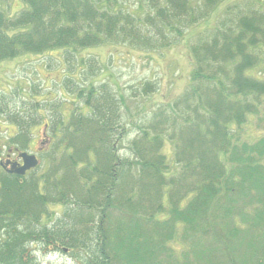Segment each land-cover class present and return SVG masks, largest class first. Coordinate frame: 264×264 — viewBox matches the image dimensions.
I'll return each mask as SVG.
<instances>
[{
    "label": "trees",
    "instance_id": "1",
    "mask_svg": "<svg viewBox=\"0 0 264 264\" xmlns=\"http://www.w3.org/2000/svg\"><path fill=\"white\" fill-rule=\"evenodd\" d=\"M21 1L26 6L16 16L0 13V64L116 37L159 48L169 33L182 36L225 0H148V9L135 15L119 0L102 10L91 0ZM217 25L192 47L198 83L171 110L158 112L157 121L139 126L138 170L119 156L114 137L131 121H121L122 103L105 84L78 89L81 79L75 85L68 76L64 86L84 107L53 114V122L31 94L16 107L0 101V117L17 126L6 148L26 151L42 119L41 160L49 162L18 175L4 169L0 148V264H37L38 245L78 264H264V136L254 142L238 136L249 116L264 109V13L226 14ZM260 63V75H249ZM154 89L153 83L143 88ZM166 135L180 165L172 176L162 153ZM55 203L61 213L50 208ZM178 233L190 252L169 245Z\"/></svg>",
    "mask_w": 264,
    "mask_h": 264
},
{
    "label": "rangeland",
    "instance_id": "2",
    "mask_svg": "<svg viewBox=\"0 0 264 264\" xmlns=\"http://www.w3.org/2000/svg\"><path fill=\"white\" fill-rule=\"evenodd\" d=\"M98 2L97 8L102 10L109 4L108 0H91ZM123 9L132 13H144L148 9V0H119ZM108 2V4H107ZM112 4V3H110ZM26 6L21 0H9L0 2V13L14 17ZM258 8L264 13V0H225L219 3L216 9L206 18L195 25H187L182 36L171 35L158 42L161 47L141 45L129 37L121 42V37L114 41L103 42L85 48H54L37 53H24L12 59L5 60L0 64V101H8L13 107L19 106L25 98L31 94V98L40 99L43 111L50 120L53 114L68 113L73 108L81 105L82 100L77 99V94L64 86L68 76L73 78V83L80 88H88L93 85L98 88L105 84L116 96L121 105L122 122L131 121L127 131H124L117 139L118 153L121 158H128L134 162L137 170L142 167L134 150L133 144L140 138L142 131L139 126L144 123H153L158 112L171 110L174 102L182 98L197 83L195 70L197 65L193 59L192 47L196 44L198 35L216 29L219 21L226 14L246 12L249 9ZM110 10V9H108ZM116 10V9H114ZM144 18L143 16H141ZM219 17V19H217ZM14 20V19H13ZM150 22V21H148ZM146 31V28H143ZM153 36L152 28L149 32ZM134 36V35H132ZM67 48H71V55ZM96 62L95 67L89 66V60ZM263 64L248 71L249 75L259 76ZM153 83L154 91L143 90ZM70 88V87H69ZM30 99V98H29ZM34 102V101H33ZM55 106L58 111H54ZM80 112V109L76 114ZM83 112L87 108H83ZM183 120V117H179ZM40 120L33 126V137L30 147L26 151L40 155L47 148L44 135L47 121ZM119 127V126H118ZM51 132L52 128L50 127ZM17 132V126L0 117V148L3 150V158L16 157L18 149H8L7 142ZM241 141L254 142L264 136V109L260 115H250L244 132H238ZM59 140V139H58ZM62 142L65 140L62 139ZM49 145V143H48ZM20 151V150H19ZM23 150V152H26ZM14 153V154H13ZM162 153L167 155L171 162L168 175L178 173L180 165L174 162L176 155L175 142L166 135ZM10 154V155H9ZM49 164L47 160H41V165ZM38 172V171H37ZM35 171V173L37 174ZM41 173V172H40ZM137 176V173H136ZM166 176V179L169 178ZM164 178V180H166ZM169 179H167L168 181ZM143 203L144 201L141 200ZM50 208L61 213L64 209L62 204H51ZM119 210L118 208H113ZM119 212V211H118ZM113 221L116 222L115 218ZM107 225V222H106ZM1 238V234H0ZM179 240H172L177 253L189 251V242L178 233ZM37 243L32 242L30 247ZM202 244L196 249L201 252ZM51 249V248H49ZM203 249V248H202ZM193 253V252H192ZM32 256L38 257L37 264H78L69 254L64 252H47L46 248L38 245Z\"/></svg>",
    "mask_w": 264,
    "mask_h": 264
},
{
    "label": "water",
    "instance_id": "3",
    "mask_svg": "<svg viewBox=\"0 0 264 264\" xmlns=\"http://www.w3.org/2000/svg\"><path fill=\"white\" fill-rule=\"evenodd\" d=\"M19 157L23 159V165L17 161H12V160H7L5 163L1 162V164L2 166L5 167V169H7V166L10 165V169L8 171L11 173L24 175L26 174L27 170L34 168L39 163V159L35 155L21 153Z\"/></svg>",
    "mask_w": 264,
    "mask_h": 264
},
{
    "label": "bare ground",
    "instance_id": "4",
    "mask_svg": "<svg viewBox=\"0 0 264 264\" xmlns=\"http://www.w3.org/2000/svg\"><path fill=\"white\" fill-rule=\"evenodd\" d=\"M21 153H26V152L21 151ZM21 159H22V158L19 157V159H17L16 161L23 165V163H21V162H23V160H21ZM19 160H20L21 162H20ZM34 168H35V167H34Z\"/></svg>",
    "mask_w": 264,
    "mask_h": 264
},
{
    "label": "flooded vegetation",
    "instance_id": "5",
    "mask_svg": "<svg viewBox=\"0 0 264 264\" xmlns=\"http://www.w3.org/2000/svg\"><path fill=\"white\" fill-rule=\"evenodd\" d=\"M12 158V157H11ZM12 159H14V158H12ZM20 161V160H19ZM21 162V161H20ZM21 163H23V162H21Z\"/></svg>",
    "mask_w": 264,
    "mask_h": 264
}]
</instances>
